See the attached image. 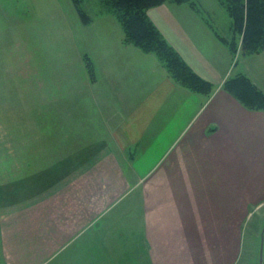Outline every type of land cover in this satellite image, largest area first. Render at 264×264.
I'll use <instances>...</instances> for the list:
<instances>
[{
    "label": "crops",
    "instance_id": "crops-1",
    "mask_svg": "<svg viewBox=\"0 0 264 264\" xmlns=\"http://www.w3.org/2000/svg\"><path fill=\"white\" fill-rule=\"evenodd\" d=\"M191 3L147 16L209 95L124 40L82 55L85 75L43 82L36 162L52 167L0 182V264H238V229L264 199V109L224 85L243 75L264 94V49L233 71L241 42L234 53L232 28ZM63 147L84 151L69 169Z\"/></svg>",
    "mask_w": 264,
    "mask_h": 264
},
{
    "label": "rangeland",
    "instance_id": "rangeland-1",
    "mask_svg": "<svg viewBox=\"0 0 264 264\" xmlns=\"http://www.w3.org/2000/svg\"><path fill=\"white\" fill-rule=\"evenodd\" d=\"M192 1L222 34L229 32L233 20L218 0ZM79 9L90 18L89 23H83ZM231 32L229 38L238 48L241 39ZM125 39L123 20L111 0H0V182L18 181L25 172L52 167L49 162L44 166L36 162L37 151L43 152L37 126L43 120L46 125L52 122V117L39 116L52 108L51 103L37 99L43 82L59 80L68 73L85 75L82 55L95 58L96 53L101 54L106 47L116 49ZM240 51L233 71L244 64L259 68L255 57H245ZM51 135H46L50 142ZM80 151L68 147L59 151L62 157L70 156L66 168L82 157L84 151ZM249 211L248 222L238 229V264H264V199L251 205Z\"/></svg>",
    "mask_w": 264,
    "mask_h": 264
},
{
    "label": "trees",
    "instance_id": "trees-1",
    "mask_svg": "<svg viewBox=\"0 0 264 264\" xmlns=\"http://www.w3.org/2000/svg\"><path fill=\"white\" fill-rule=\"evenodd\" d=\"M115 12L121 16L126 34L125 41L132 43L141 50L155 54L167 68L173 78L191 91L209 95L212 85L195 74L168 45L158 29L148 19L149 9L166 1L177 4L191 3V0H111ZM229 12L233 23L232 31L241 39V54L250 55L264 49V0H218ZM84 24L90 18L79 9ZM233 52L237 47L232 38H223ZM225 89L234 94L245 106L264 109V94L243 75L228 79Z\"/></svg>",
    "mask_w": 264,
    "mask_h": 264
},
{
    "label": "water",
    "instance_id": "water-1",
    "mask_svg": "<svg viewBox=\"0 0 264 264\" xmlns=\"http://www.w3.org/2000/svg\"><path fill=\"white\" fill-rule=\"evenodd\" d=\"M263 237H264V230H263V234H262V248H261V253L263 252ZM262 261V260H261Z\"/></svg>",
    "mask_w": 264,
    "mask_h": 264
}]
</instances>
